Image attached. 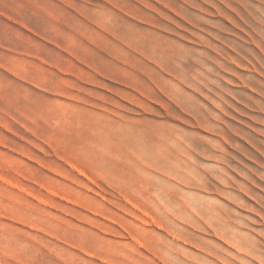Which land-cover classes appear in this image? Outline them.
Returning a JSON list of instances; mask_svg holds the SVG:
<instances>
[{
    "label": "rangeland",
    "instance_id": "1",
    "mask_svg": "<svg viewBox=\"0 0 264 264\" xmlns=\"http://www.w3.org/2000/svg\"><path fill=\"white\" fill-rule=\"evenodd\" d=\"M0 264H264V0H0Z\"/></svg>",
    "mask_w": 264,
    "mask_h": 264
},
{
    "label": "bare ground",
    "instance_id": "2",
    "mask_svg": "<svg viewBox=\"0 0 264 264\" xmlns=\"http://www.w3.org/2000/svg\"><path fill=\"white\" fill-rule=\"evenodd\" d=\"M121 9H122V8H119V10H121ZM121 11H122V10H121ZM109 12L111 13V10H110ZM129 14H130V13H128V15H129ZM185 14H186V13H185ZM143 15H144V16H143V17H144V18H143V21H145L144 19H146V18H145V15H146V14H143ZM130 16H132V14H130ZM133 16L135 17V15H133ZM134 17H133V18H134ZM136 17H137V16H136ZM139 17H142V16H139ZM151 17H152V16H151ZM109 19H110V18H109ZM139 19H140V18H139ZM148 19L151 20V18H148ZM140 20H142V19H140ZM254 20H255V19H254ZM146 21H147V20H146ZM148 21H149V20H148ZM114 22H115V21H114ZM114 22H113V23H114ZM116 22H117V21H116ZM150 22H152V21H150ZM153 22H155V20H154ZM153 22L150 23V24L152 25ZM255 22H256V21H255ZM94 23H95V22H94ZM98 23H99V22H98ZM148 23H149V22H148ZM135 26H136V25H135ZM135 26H134V27H135ZM98 27H100V26L98 25ZM137 27H138V26H137ZM104 28H105V27H104ZM138 28H139V27H138ZM133 29H134V28H133ZM139 29H140V28H139ZM139 29H137V31H141V30H139ZM111 30H112V29H111ZM113 30H114V29H113ZM134 30H135V29H134ZM100 31H101V30H100ZM141 32H142V31H141ZM124 33H126V31H125ZM127 33H128V32H127ZM130 33L132 34V33H133V30H132V32H130ZM144 33H145V32H144ZM153 33L155 34V32H153ZM110 34H111V33H110ZM142 34H143V33H142ZM146 34H147V33H146ZM154 34H153V35H154ZM113 35H114V34H113ZM117 35H118V32H117ZM119 35H121L122 38L126 41L127 38L125 39V38L123 37V35L121 34V32H119ZM124 35H125V34H124ZM126 35H127V34H126ZM156 35H158V34H156ZM156 35L153 37V39L156 37ZM103 36H104V35H103ZM111 36H112V34H111ZM121 36H120L119 39H122ZM135 36H136L135 33H134V36H133V34L130 35V36H129L130 40H132V41H136V40H133V37H135ZM142 36H143V35H142ZM145 36H146V35H145ZM147 36H148V35H147ZM147 36H146V37H147ZM151 37H152V36H151ZM160 37H162V36H160ZM104 38H106V37H104ZM112 38H113V37H112ZM137 38H138V37H137ZM163 38H164V37H163ZM151 39H152V38H151ZM165 39H167V38H165ZM114 40H115V39H114ZM145 40H147V39L145 38ZM163 40H164V39H163ZM168 40H169V39H168ZM120 41H121V40H120ZM122 41H123V40H122ZM122 41H121V42H122ZM125 41H124V42H125ZM132 41H130V44H131ZM138 41H140V40H138ZM152 41H153V40H152ZM155 41H156V40H155ZM155 41H154V45H155ZM158 41H159L161 44H162V42H163V41H160V40H158ZM158 41H157V43H158ZM121 42H119L120 45H121ZM136 42H137V41H136ZM96 43H97V42H96ZM126 43H127V42H126ZM126 43H125V44H126ZM147 43H148V42H147ZM176 43H177V42H176ZM116 44H117V43H116ZM148 44H149V43H148ZM158 44H159V43H158ZM161 44H160V45H161ZM172 44H173V43H172ZM177 44H179V43H177ZM96 45H97V44H96ZM127 45H128V44H127ZM163 45H164V44H163ZM163 45H162V46H163ZM144 46H146V45H144ZM165 46H166V45H165ZM118 47H119V46H118ZM120 47H121V49L123 48V51H124V50H125L124 48H125L126 46L124 45L123 47H122V46H120ZM130 47H131V46H130ZM137 47H138V45H137ZM141 47H142V46H140V48H141ZM147 47H148V46H147ZM151 47H153V46H151ZM158 47H160V46L158 45ZM166 47H167V46H166ZM171 47H172V46H171ZM184 47H185V46H184ZM126 48H127V47H126ZM132 48H135V47H132ZM145 48H146V47H145ZM153 48H154V47H153ZM162 48H164V47H162ZM188 48H189V47H188ZM119 49H120V48H119ZM170 49H171V48H169V49L166 48L165 50H163L162 53H160V55L162 54V55H163L166 59H168V60H171V59L173 60V59L175 58V55H176V54L183 53V51H181V50H175V51L173 50V51H171ZM173 49H174V48H173ZM136 50H137V49H136ZM155 50H156V49H155ZM160 50L162 51L161 48H160ZM123 51H121V54L123 53ZM137 51H138V50H137ZM139 51H140V50H139ZM151 51H152V49H151ZM161 51H160V52H161ZM184 51H185V50H184ZM186 51H187V50H186ZM114 52H115V51H114ZM114 52H113V53H114ZM143 52H144V51H143ZM143 52L141 51L142 54H143ZM127 53H128V52H127ZM154 53H156V51H155ZM158 53H159V52H157L156 54H158ZM186 53H187V52H186ZM189 53H190V51H189ZM125 54H126V53H125ZM148 54H149V53H148ZM156 54H155V56H156ZM184 54H185V53H184ZM122 55H123V54H122ZM129 55H130V53H129ZM143 55H145V54H143ZM146 55H147V53H146ZM146 55H145V57L148 56V55H147V56H146ZM149 55H150V54H149ZM160 55H157V57L160 56ZM162 55H161V56H162ZM186 55H187V54H186ZM116 56H118V57L116 58V57L114 56V58H115L116 60H118L119 62L123 59V58H122V59L120 58V60L118 59V58L120 57L119 53H118ZM135 56H137V55H135ZM135 56L132 55V57H135ZM163 56H162V57H163ZM190 56H191V55H190ZM190 56H189V57H190ZM124 57H125V59H124L123 61H125V63L127 64L126 61H127L128 59L126 60V56H124ZM151 57L153 58L154 56L151 55ZM189 57H188V58H189ZM199 57H200V56H199ZM127 58H128V57H127ZM129 58H131V57L129 56ZM136 58H137V59H140V57L138 58V56H137V57H135V61H137ZM147 58H148V57H147ZM158 58H160V57H158ZM183 58H185L184 55H183ZM141 59H142V58H141ZM143 59H145V58L143 57ZM149 59H150V58H149ZM153 59H154V58H153ZM163 59H164V58H163ZM163 59H162V60H163ZM207 59H208V57H207ZM130 60L132 61V59H130ZM130 60H128V61H130ZM145 60H146V59H145ZM145 60H144V62H145ZM158 60H159V59H158ZM174 60H175V59H174ZM194 60H196V59H194ZM202 60H203V58H202ZM123 61H122V62H123ZM133 61H134V59H133ZM135 61H134V62H135ZM139 61H140V60H139ZM149 61H150V60H148V62H149ZM153 61H155V60H153ZM165 61H166V60H165ZM137 62H138V61H137ZM141 62H142V61H141ZM144 62H143V63H144ZM150 62H151V61H150ZM150 62L147 63V64L150 65ZM158 62H159V61H158ZM163 62H164V61H163ZM187 62H188V61H187ZM196 62H199V61L197 60ZM128 63H129V62H128ZM143 63H139V64L142 65ZM145 63H146V62H145ZM151 63H152V62H151ZM156 63H157V62H156ZM156 63H153V64L158 65V64H156ZM170 63H171V62H170ZM170 63H169V64H170ZM192 63H193V62H192ZM192 63H190V60H189V65L192 64ZM135 64H136V63H135ZM160 64H161V61H160ZM166 64H167V63H166ZM166 64H165V65H166ZM186 64H188V63H186ZM186 64L183 63V66H181V73L187 75V73L189 72V70H188L189 67H188ZM193 64H194V63H193ZM193 64H192V65H193ZM198 64H199V63H198ZM202 64H205V63H203V61H202ZM216 64H217L218 68H219L220 66H222V65H219L218 63H216ZM216 64H215V65H216ZM170 65L172 66V64H170ZM192 65H190V66H192ZM130 66H131V65H130ZM146 66H148V65H145L144 67H146ZM150 66H151V65H150ZM158 66H159V65H158ZM160 66H161V65H160ZM163 66H164V65H163ZM163 66H162V68L165 69V71H167V70H166V67L164 68ZM115 67H116V66H115ZM151 67H152V66H151ZM127 68H129V69H126V70H127V71L129 70V72H130V71H131V70H130L131 67H128V66H127ZM135 68L137 69V67H135ZM135 68H134V69H135ZM142 68H143V66H142ZM157 68H158V67H157ZM168 68H169V67H168ZM173 68H174L175 71H178V66H177V65H173ZM179 68H180V67H179ZM190 68H191V67H190ZM193 68H194V67H193ZM196 68H197V70H198V67H196ZM199 68H202V67L199 66ZM205 68H207V67H205ZM117 69H118V68H117ZM122 69H124V68H121V70H120L121 73H123V72H122ZM152 69L154 70V68H152ZM155 69H156V68H155ZM169 69H170V68H169ZM171 69H172V68H171ZM118 70H119V69H118ZM132 70H133V69H132ZM137 70H138V69H137ZM139 70H140V68H139ZM143 70H144V69H143ZM148 70H150V69H148ZM161 70H162V69H161ZM195 70H196V69H195ZM209 70H210V69H209ZM219 70H220V68H219ZM124 71H125V70H124ZM133 71H135V70H133ZM155 71H156V70H155ZM155 71H152V72L155 74ZM220 71H221V70H220ZM135 72H136V71H135ZM135 72H134V76H136L135 74L137 73V72H136V73H135ZM148 72H150V71H148ZM167 72H168V71H167ZM169 72H170V71H169ZM195 72H196V71H195ZM131 73H132V72H131ZM131 73H130V74H131ZM141 73H145V74H146V72H141ZM153 73H150V74L153 75ZM198 73H199V72H198ZM124 74H125V73H124ZM139 74H140V73H139ZM145 74H144V75H145ZM171 74H172V73H171ZM196 74H197V72H196ZM196 74H195V75H196ZM126 75H129V73H128V74L126 73ZM141 75H142V74H141ZM169 75H170V73H169ZM175 75H176V74H175ZM178 75H180V74L178 73ZM197 75H198V74H197ZM130 76H131V75H130ZM130 76H129V79H132V78H130ZM153 76H154V75H153ZM172 76H174V75H171V77H172ZM188 76H190V75H188ZM138 77H139V76H138ZM147 77L150 78V76H147ZM156 77H157V79H158V77L161 78V76H159V75L156 76ZM156 77H154V79H155ZM185 77H186V76H185ZM134 78H135V77H134ZM174 78H175V76H174ZM176 78H177V77H176ZM178 78H179V77H178ZM150 79H152V78H150ZM154 79H153V80H154ZM157 79H156V80H157ZM136 80H137V78H136ZM136 80L134 79V81H136ZM156 80H154L153 83H154V82H155V83L158 82L160 79L157 80V81H156ZM167 80H168V79H167ZM178 80H181V78L178 79ZM198 80H199V79H198ZM151 81H152V80H151ZM160 81L165 82V80H164L163 77H162V79H161ZM169 81H170V80H168V82H169ZM176 81H177V79H176ZM181 81H182L181 84H183V78H182ZM181 81H180V82H181ZM186 81H188V80H186ZM162 82H158V83H159L158 86H160L161 88H162V86H161ZM170 82H171V81H170ZM210 82H211V81H210ZM160 83H161V84H160ZM166 83H167V82H166ZM178 83H179V82H178ZM181 84H180V85H181ZM184 84H185V83H184ZM187 84H188V83H187ZM187 84L184 85V86H187ZM201 84H202V83H201ZM156 85H157V83H156ZM164 85H165V84H164ZM169 85H170V84H169ZM200 86H201V85H200ZM170 87H171V86H170ZM204 87H205V86H204ZM149 88H151V87H149ZM166 88H167V87H166ZM166 88H165V89H166ZM191 88H193V87H191ZM163 89H164V88H163ZM163 89H162V90H163ZM177 89H178V88H177ZM195 89L197 90V87H196ZM150 90H153V89L151 88ZM160 90H161V89H160ZM175 90H176V89H175ZM181 90H182V89H181ZM193 90H194V89H193ZM163 91H164V90H163ZM177 91H178V90H177ZM166 92H168V91H166ZM166 92H165V93H166ZM171 92H172V90H171ZM173 92H174V91H173ZM173 92H172V96L174 95ZM182 92H183V90H182ZM201 92H202V91H201ZM183 93H184V92H183ZM197 93H199V89L197 90ZM169 94H170V92H169ZM181 95H183V94H181ZM181 95H180V96H181ZM205 97H206V96H205ZM178 98H179V97H178ZM184 98H185V97H184ZM173 99H174V97H173ZM205 99H206V98H205ZM185 100H186V99H185ZM206 100H207V99H206ZM172 101H173V100H172ZM177 101H178V100H177ZM177 101L174 99V103H177ZM178 103H181V102H178ZM188 104H189V103H188ZM181 106H182V105H181ZM201 108H202V107H201ZM185 109H186V108H185ZM196 109H197V108H196ZM190 110H191V109H190ZM200 112H201V111H200ZM200 112H199V115H200ZM194 114H195V113H194ZM196 115H198V114L196 113ZM199 115H198V116H199ZM200 116H202V115H200ZM195 118H196V116H195ZM202 118H203V117H202ZM202 118H200V119H202ZM200 119H199V120H200ZM204 119H205V118H204ZM197 120H198V119H197ZM202 121H203V120H202ZM158 143H160L159 145L162 146L163 143H162L161 138L159 139ZM158 143H157V144H158ZM174 143H175V142H174ZM164 144H166V143H164ZM172 145H173V144H172ZM158 147H159V146H158Z\"/></svg>",
    "mask_w": 264,
    "mask_h": 264
}]
</instances>
